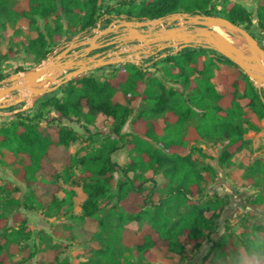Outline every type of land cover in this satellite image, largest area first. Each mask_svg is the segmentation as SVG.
Masks as SVG:
<instances>
[{
    "label": "trees",
    "instance_id": "16d2710c",
    "mask_svg": "<svg viewBox=\"0 0 264 264\" xmlns=\"http://www.w3.org/2000/svg\"><path fill=\"white\" fill-rule=\"evenodd\" d=\"M215 1L220 10L216 9ZM253 1L257 3L258 34L250 32L251 13L240 3L229 0H118L114 5H103L100 0H20L15 4L0 0V27L4 29L7 23L19 18L30 19L31 23L36 17L41 19L45 33L39 32L25 44L26 51L38 61L50 53L51 44L53 47L66 34L92 30L99 21L105 19L109 23L124 12L135 19H154L177 11L222 16L247 29L260 43L264 42V0ZM124 8L127 9L124 11ZM52 15L55 19L50 28L48 20ZM163 64L169 65L163 74L179 83V87L165 89L153 76ZM110 67L109 77L78 75L41 97L33 106L31 117L17 113L12 121L0 124V148L21 158L22 165L15 177L27 187H33L32 195L37 194L50 208L65 202L71 204L73 195L72 191H66L62 200L57 199L56 161L67 167L71 163L78 166L87 178L82 183L87 197L82 203L80 218H94L102 200L116 199L119 207L111 211L120 222L122 242L131 249L130 259L136 256L137 260L115 262L111 243L100 241L90 252L104 259V264H152L156 259L153 249L161 247L181 254L187 253L188 248L197 250L227 200L205 193L203 186L214 181L216 169L206 161L210 157L192 144L204 139L225 141L216 163L220 168L232 167L233 156L248 144L247 129L240 124L243 107L238 95L263 118L264 91H259L232 61L204 47L185 48L158 60L150 56L140 65L127 62ZM4 77L0 73V80ZM117 93L122 94L124 102L115 101ZM136 101L144 102L148 108L135 114L130 104ZM95 114L111 119V128L98 147L81 157L71 155L67 147L78 136L63 121L79 124L83 117L90 123ZM195 116L197 123L189 125L188 121ZM157 117H161V122ZM126 124L128 132L122 131ZM118 150L127 155L125 165L111 159ZM259 171L263 172L261 166L253 164L248 168V175ZM156 175L163 178L159 188ZM35 198L33 195L32 199ZM247 204L253 208L264 207V190L247 199ZM181 208L186 211L181 212ZM126 213L145 221L137 230L124 228L121 222ZM18 220L21 226L14 228L0 213V264H34L31 259L35 251L28 254L26 247L19 249L15 242L27 223L26 218L13 214L12 223ZM53 234L70 239L71 227L55 225ZM25 236L28 238L29 231ZM215 247L213 244L203 259ZM258 247L264 252V246ZM19 250L26 258L16 263L11 257ZM58 254L59 249H48L44 260L52 264ZM227 254L225 247L216 253L217 257ZM208 264L232 263L209 261ZM258 264H264V259Z\"/></svg>",
    "mask_w": 264,
    "mask_h": 264
},
{
    "label": "rangeland",
    "instance_id": "374dc122",
    "mask_svg": "<svg viewBox=\"0 0 264 264\" xmlns=\"http://www.w3.org/2000/svg\"><path fill=\"white\" fill-rule=\"evenodd\" d=\"M9 1L11 4H15L20 0ZM229 1L240 3L251 13L252 26L250 32L258 34L260 31L257 28V3L253 0ZM117 2L118 0H100L103 5H114ZM214 4L217 10L221 9L217 1ZM54 19L55 16L52 15L48 20L50 28H53ZM62 21L65 22L64 19ZM175 23L177 24V22ZM107 24L106 20H102L98 27L103 29ZM159 27H165V24H159ZM39 32L45 33L44 23L37 17L33 23L30 19L19 18L14 23H7L4 29L0 27V73L6 76L4 78H8L13 73H23L37 67L65 49L72 41L76 42L85 35L95 34L93 29L66 34L65 38L56 42L53 47H51V44L50 53L44 59L38 61L33 54L26 51L25 44L29 39L35 38ZM260 45L264 48L263 41H260ZM75 49L70 52H74ZM148 58L149 56L137 57L138 65ZM158 59L162 58L156 60ZM119 64L123 63L116 65ZM110 66L112 65L94 68L81 75H93L96 78L105 79L112 73V67ZM168 68V64H163V67L159 71H155L153 76L164 85L165 89L179 87V83L163 74V71H167ZM56 83L54 80L49 81L47 86L51 87ZM0 84H4L2 79ZM57 93L60 94L59 91ZM45 94L42 93L37 97H32L27 91L19 90L7 96L6 99L9 102H4V107L0 109L3 112V114H0V124L12 121L17 113L31 117L33 106ZM20 96L25 98L23 102L11 103ZM114 99L118 102H124L121 93H117ZM238 100L243 107L240 124L247 129L248 144L233 156L232 167L220 168L216 163V157L225 141L204 139L192 144L200 147L210 157L206 161L210 162L216 169L214 181L203 186L205 193L224 198L227 200V204L219 212L212 229L205 233L199 249L189 251L187 247V253L181 254L169 251L165 247L155 248L153 252L156 259L152 264H208L209 261L258 264L264 259V252L258 247L264 246V207L253 208L247 204V199L264 190V117H260L248 108L246 100L240 94ZM130 106L135 114L148 108V105L142 101L133 102ZM157 119L161 122V117H157ZM196 121L197 116L189 120L188 124L194 125L197 123ZM63 123L75 130L78 136L76 141L69 144L67 151L75 157H81L92 148L99 146L100 140L111 128L112 120L101 114H95L94 120L90 123H87L83 117L80 118L79 124H72L68 121H63ZM122 131H129L127 124ZM195 156L194 154L193 157ZM111 159L119 165H125L127 155L123 150H118L111 156ZM253 164L260 165L263 172L259 171L254 175H248V168ZM21 165L22 160L19 156L6 148H0V213L8 218V224L14 228L21 226V224L19 220L12 223L13 214L18 213L19 217L26 218L27 223L23 227V232L16 238L15 242L21 247L19 249L25 250L23 247H26L28 254L35 251V256L31 259L32 263L35 264L36 261H39L40 264H49L44 260L45 251L57 248L59 249L58 258L52 264H104V259L96 253L90 252L93 245H97L100 241L111 243L115 262H122L126 259L130 262L137 260L136 256L130 259L131 249L121 240V233L118 229L120 222L115 213L111 211V208L119 207V203L115 198L102 200L94 218H80L81 206L87 197L82 190V183L87 178L81 168L72 163L67 167L63 162L56 161L54 166L58 178L55 195L59 201L66 196V191H72L73 195L71 204L65 202L62 205L58 204L50 208L42 203L37 194H33L36 198L32 199L33 187H27L15 177V173ZM147 174L150 175L149 172ZM114 177L116 179L117 175L115 174ZM154 178L157 182L156 187L159 188L163 183V178L161 175H156ZM155 200H158L157 196ZM175 207L176 204L173 209ZM180 211L185 212L186 209L181 208ZM124 217L121 226L134 230H137L141 222L145 221L143 218L137 220L134 216H129V213H126ZM55 225H69L72 232L71 238L64 239L54 235ZM27 231H29V236L25 238ZM213 244L216 246L215 249L203 259ZM224 247L228 249V254L217 257L216 253ZM11 258L18 263L26 257H23L22 251L19 250ZM142 263H146V261L142 260Z\"/></svg>",
    "mask_w": 264,
    "mask_h": 264
},
{
    "label": "water",
    "instance_id": "95a60500",
    "mask_svg": "<svg viewBox=\"0 0 264 264\" xmlns=\"http://www.w3.org/2000/svg\"><path fill=\"white\" fill-rule=\"evenodd\" d=\"M159 23L165 24V27H159ZM213 25L221 26L230 34L241 37L247 43L248 49L244 50L226 42L211 29ZM98 26L99 24L93 29L94 35H85L79 41H72L51 59L45 60L46 64L42 62L23 73H13L2 79L4 84H0V109L4 107V102H9L6 97L19 90H26L32 97H37L42 93L56 90L61 84L94 68L127 62L138 65L137 57H150L163 50L160 54L154 55L155 59L163 58L168 54L165 52L166 49H171L170 53H177L188 47L215 50L237 65L259 91L264 90V48L247 29L225 17L183 11L154 19L128 18L120 14L118 18L113 17V21L105 28L99 29ZM117 28H121V48L109 51V56H102V53L97 52L86 59L82 58L92 50L108 45L109 43H98V38L108 32L117 31ZM153 46L155 50L152 49ZM75 48L79 50L70 52ZM50 69L55 71V74L49 73ZM45 73L48 75L38 80ZM53 80L57 83L48 87L46 84ZM24 100L25 98L20 96L11 103H21ZM262 101L264 103V97ZM0 114H3L1 110Z\"/></svg>",
    "mask_w": 264,
    "mask_h": 264
},
{
    "label": "flooded vegetation",
    "instance_id": "af4514ba",
    "mask_svg": "<svg viewBox=\"0 0 264 264\" xmlns=\"http://www.w3.org/2000/svg\"><path fill=\"white\" fill-rule=\"evenodd\" d=\"M120 38H121V28H117V31H111V32H108V33L102 35L101 37L98 38V40H97L98 43H101V44L109 43V44L105 45L104 47L92 50L90 53H88L86 56H83L82 58L86 59L88 56H91L97 52L102 53L101 54L102 56H107L109 51L118 50L119 48H121ZM152 49L155 50L156 49L155 46H153ZM75 50H79V48H76ZM161 52H163V50L157 52L154 55L160 54Z\"/></svg>",
    "mask_w": 264,
    "mask_h": 264
},
{
    "label": "bare ground",
    "instance_id": "6f19581e",
    "mask_svg": "<svg viewBox=\"0 0 264 264\" xmlns=\"http://www.w3.org/2000/svg\"><path fill=\"white\" fill-rule=\"evenodd\" d=\"M161 24V23H159ZM212 30H214L217 34H219L224 40H226V42H228L231 45H234L236 47H239L241 49H248V45L247 43L238 35L235 34H230L226 29H224L221 26L218 25H213L211 27ZM47 61H44L43 64H46ZM49 73L55 74V71H53L52 69L49 70ZM48 74L45 73L43 76H41L38 80H42L44 79ZM21 76H23V74H21ZM47 85V84H46ZM26 91V90H25ZM29 93V92H28ZM28 102L30 103V101L28 100ZM27 102V103H28Z\"/></svg>",
    "mask_w": 264,
    "mask_h": 264
},
{
    "label": "crops",
    "instance_id": "0c3cea01",
    "mask_svg": "<svg viewBox=\"0 0 264 264\" xmlns=\"http://www.w3.org/2000/svg\"><path fill=\"white\" fill-rule=\"evenodd\" d=\"M104 20H105V19H104ZM111 21H113V20H110V22H111ZM110 22H109V23H110ZM100 23H101V21H99V23H98V24H100ZM98 24H97V25H98ZM107 25H108V24H107ZM107 25H106V26H107ZM106 26H105V27H106ZM151 56H152V55H151Z\"/></svg>",
    "mask_w": 264,
    "mask_h": 264
},
{
    "label": "built area",
    "instance_id": "2783aa9c",
    "mask_svg": "<svg viewBox=\"0 0 264 264\" xmlns=\"http://www.w3.org/2000/svg\"><path fill=\"white\" fill-rule=\"evenodd\" d=\"M110 55V54H109Z\"/></svg>",
    "mask_w": 264,
    "mask_h": 264
}]
</instances>
